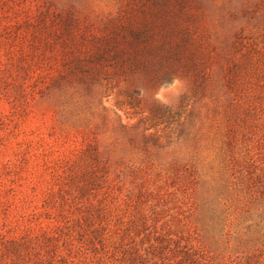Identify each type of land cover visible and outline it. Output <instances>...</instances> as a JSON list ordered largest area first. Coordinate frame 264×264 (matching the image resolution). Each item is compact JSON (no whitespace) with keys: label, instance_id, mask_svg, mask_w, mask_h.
<instances>
[{"label":"rangeland","instance_id":"1","mask_svg":"<svg viewBox=\"0 0 264 264\" xmlns=\"http://www.w3.org/2000/svg\"><path fill=\"white\" fill-rule=\"evenodd\" d=\"M190 1V12L181 14L172 6L170 17L186 18L178 21L189 27L186 57L195 67H187L184 58L185 67L174 70L166 60L169 54L158 52L150 84L133 78L124 82L118 68L105 63L113 88L107 97L100 93L93 99L76 84L52 85L48 76L71 58L70 50L93 53L99 44L90 34L106 32L127 0L5 1L10 18L1 22L18 21L24 45L32 39L31 24L44 12L50 19L58 16L54 27L60 38L46 35L49 49L37 45L44 53L39 58L45 76L32 77V87L24 92L0 70V247L11 238L57 232L62 255L53 264L114 261L113 250L78 251L76 201L68 200L62 187L65 172L90 143L106 170L104 187L91 194L101 198L107 191L102 203L110 216L103 232L116 244L130 236L144 251L160 233L170 246H192L203 254V264H264V0ZM149 11L134 12L136 25L150 23ZM162 39L158 32L155 41ZM206 53L213 56L207 66L201 58ZM244 55L251 60L248 83L237 96L225 87L223 73ZM132 87L140 103L128 109L122 102ZM158 108L177 112L181 125L160 124L161 146L149 143L145 150L142 119ZM119 124L128 128L122 131ZM60 194L70 205L65 216L56 215ZM135 202L145 218L143 228L131 226ZM127 226L130 231H124ZM67 233L73 235L68 246L63 242ZM37 255L28 256V264H37Z\"/></svg>","mask_w":264,"mask_h":264},{"label":"trees","instance_id":"2","mask_svg":"<svg viewBox=\"0 0 264 264\" xmlns=\"http://www.w3.org/2000/svg\"><path fill=\"white\" fill-rule=\"evenodd\" d=\"M5 1L0 0V13L2 14L0 16V70L4 69L14 81L18 82L24 92L32 87V84L29 83L32 77L35 76V79L38 80L45 76L40 73L45 69V65L39 58L44 53L38 50L37 45L43 43L45 49H49L51 43L45 39L46 35L55 36L56 39L60 38L54 27L58 16L50 19L45 12L39 14L35 19V25L31 24L34 29L32 39L29 44L24 45L22 40L25 32L18 27L19 22H10L11 19L1 22L3 19L10 18L6 14L8 10H3L4 7H8ZM172 6L182 14V12H190L192 2L190 0H127L124 9L108 25L106 32L98 36L94 33L90 34V40L99 44L95 48L96 50L93 53L82 52L81 48L77 47L74 53L73 50H70L71 58L63 59L61 69L55 75L48 76L50 83L56 87L76 84L93 99L100 93H104L102 96L107 97L109 95L107 91L110 92L113 88L111 85L113 73L105 71L103 68L105 63L112 70L118 68V71L123 75L124 82L133 78L132 81L141 80L150 84L153 83L158 69L156 65L158 52L165 51L169 54L166 60L173 64L171 67H174V70L185 67L182 64L184 58L187 60V67L188 64L192 65V68L195 67L194 60L191 57H186V50L191 44L189 27H185L179 22L180 19L185 22L186 18H183L184 20L179 18L178 21L175 17H170ZM147 9L151 10L148 12L150 23L144 21L141 25H136L134 12L139 10L145 12ZM69 25L67 24L65 27L63 39L61 37L63 42H66L65 36H67V31L69 33ZM73 27L76 28L71 26V28ZM158 32L163 39L155 41ZM77 51L78 54H76ZM243 57L239 64L228 66L223 73L225 87L237 96L242 94L248 83L247 70L249 68L247 67L251 64L247 55ZM201 58L203 64L207 66L213 56L206 53ZM172 71L166 73L169 75ZM164 79H166L164 81H168L167 78ZM97 87L102 88V92L96 90ZM136 94V88L132 87L130 92L125 95L122 104L128 109L137 108L140 102ZM139 113H143V111ZM150 116L142 119L144 126L140 134V143L145 150L149 143L155 147L161 146L160 135L157 133L160 124L165 123L164 127H170V124L181 125L180 115L168 108L155 109ZM119 127L122 131L128 128L126 124H119ZM167 137L169 136L167 135ZM129 141L133 142L134 140L129 138ZM105 174V166L100 164L98 152L95 146L90 143L86 144L81 155L71 163L65 172L62 187L67 190L68 200L76 201L72 207L77 213L75 221L78 223V228L73 231L80 235V238H76L78 251L95 255L100 251L109 253L110 250H113L112 254L115 258L109 264H203L202 261L205 259L203 254L193 249L192 246L188 244L178 246L175 243L170 246L169 241L160 233L155 235L153 242L144 251H140L133 244L130 236L127 242H118V244L110 236H107L103 230H105V221L107 216H110V211L108 204L102 203L105 200L104 197L108 195L107 191L102 192L101 198H96V195L91 194L93 190L104 187ZM58 199L59 203L55 207L56 215L65 216V210L68 211L70 205L67 204V198L64 195H58ZM136 205L138 202H135V208L130 215L131 226L143 228L145 218L140 207H136ZM73 212L70 214H75ZM68 229L72 231L71 227ZM124 231H130L129 227H125ZM56 233L49 234L43 231L25 238L5 240L0 247V264H28L30 259L28 256L35 253L39 255L37 264H53L56 257H59L58 260L61 261L63 245L58 243L60 234ZM72 237V234L67 233L63 242L68 246V243L71 244ZM40 252L43 253L39 254ZM25 257H27L26 260Z\"/></svg>","mask_w":264,"mask_h":264}]
</instances>
